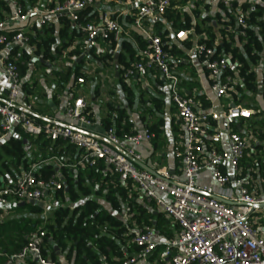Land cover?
Wrapping results in <instances>:
<instances>
[{
  "label": "built area",
  "instance_id": "2783aa9c",
  "mask_svg": "<svg viewBox=\"0 0 264 264\" xmlns=\"http://www.w3.org/2000/svg\"><path fill=\"white\" fill-rule=\"evenodd\" d=\"M8 1L12 11L0 20V61L10 80L9 91L0 102V143L14 130L20 129L32 138L43 136L51 142L63 141L76 148L79 157L69 162L55 155L33 163L16 180L0 187V213L30 200L36 205L44 203L52 191L66 185L62 168L77 171L103 164L117 174L121 183H133L139 201L154 203L173 225H178L173 237L152 225L138 227L131 239L138 251L126 254L118 262L105 261L104 264H137L139 261L145 264H264V226L254 218V213L260 209L258 205L264 204V180L261 183L249 172L243 174L242 168L251 136L229 128V147L219 149L216 143L221 135L213 128V122L221 119L233 127L239 119H250L252 110L240 104L230 106L222 113L203 109L200 102L181 86L178 61L164 48L161 37L145 24L148 19L162 18L173 3L181 0H141L132 15V25L150 44L140 50L139 61L124 68L122 74L119 72L126 81L157 71L167 82L184 136V142L174 148L180 174L171 173L167 167L152 169L146 166L138 148L143 142H151L155 135L147 125L140 129L133 118H129V122L136 132L131 135L120 136L113 127L106 129L102 137L90 133L93 117L89 116L86 97L78 88L86 82L84 76L58 96L64 101L61 120H41L23 91L25 80L15 63L17 55L12 50L16 45L20 46L19 49L23 45L29 48V36L24 25L43 27L69 18L85 37L83 48L86 50L78 58L83 56L82 60H90L92 57L87 51L99 37L110 43V52L113 51V42L120 43L126 33L120 19L104 15L96 20H82L81 12L89 7L95 8L96 0H65L54 7H47L50 0H45V5L28 7L19 0ZM207 1L233 10L236 26L231 29L232 32L237 37H247L250 28L248 12L241 9L242 3L247 0ZM15 28L19 31L9 36L8 32ZM191 34V30L181 29L176 32L175 38L185 41ZM196 49L203 57L216 98L227 97L243 81L236 73H229L233 65L231 55H216V48L208 47L204 42H200ZM82 71L89 74L85 69ZM262 89L264 91V83ZM45 163L54 164L57 171L47 179L38 177L35 172L38 166ZM227 166L231 167V174L225 172ZM208 170L212 171V183L199 182L198 176ZM129 211L130 208L126 207L122 217L128 218ZM44 236V231L35 233L5 264L27 259L38 264H58L43 257ZM1 255L3 250L0 248ZM152 256L155 258L151 259ZM103 259L106 260L105 257Z\"/></svg>",
  "mask_w": 264,
  "mask_h": 264
},
{
  "label": "trees",
  "instance_id": "16d2710c",
  "mask_svg": "<svg viewBox=\"0 0 264 264\" xmlns=\"http://www.w3.org/2000/svg\"><path fill=\"white\" fill-rule=\"evenodd\" d=\"M19 1L28 7L43 4L45 0ZM50 1L47 7H54L56 3H62L65 0ZM189 1L191 0H185L184 3ZM178 4L179 2L173 3L162 18L153 21L155 34L161 37L164 48L169 50L172 55H176V46L168 44L172 39L169 31L164 28V21L171 22L172 26L178 30H189L194 27L197 34L202 35L207 32V37L201 39L200 42L206 43L208 47H215L216 55L230 54L233 68L229 69V73L234 74L237 71L238 76L243 79L242 83L245 88L256 92L257 74L254 67L264 61V6L261 3L251 4L248 0L243 2L241 9L248 12V22L250 24L247 37H238L237 40L233 37L232 41L224 40L222 44L215 46L213 20H216L217 24L223 22L226 26L234 24V11L221 6L227 19L221 20L223 17L220 14L214 17H204L202 18V23H207V25L202 28L199 23L193 24L188 14L182 15L177 9ZM235 6H237V3ZM94 10V7H89L81 12L82 20H91ZM11 11L12 6L9 1L0 0V20L5 19ZM197 16H199V13H197ZM132 21L133 17L128 18L129 23H132ZM59 25V35L63 39L69 40L68 43L64 44V47L70 46L72 44L71 39L75 35L71 34L70 30L72 29L73 33L76 32L73 28L74 23L69 18H63ZM56 26L54 24L49 25L44 27L42 31L34 26L30 29L33 33L26 31L25 33L29 36L28 46L34 49L36 54H40L44 50L45 58L51 57L54 59L51 54V46L56 40L54 36L57 31ZM225 30L224 28L221 29L223 34L226 32ZM18 31L19 29L15 28L10 30L8 34L12 36ZM44 33L45 36L42 35ZM69 36L70 38L67 39ZM132 36V39L123 37L118 45L116 42L112 43L113 49L119 47L120 50L118 60L123 67L120 69V74H122L124 68L139 61L140 50L147 48L150 44L149 40L140 32L132 31ZM79 46L68 54L70 56H80L83 50L86 49L83 48V45L81 49L78 48ZM19 48L20 46L16 45L12 53L17 55L15 63L21 76L25 78L31 55L26 48L22 49V53L19 54ZM89 55L92 57L90 60H100L105 65L112 66L114 56L111 52L99 55L93 46L89 51ZM83 63L84 60L77 64L74 73L71 72V69L56 73L58 92H65L67 84L73 78L72 75H74V83L81 76L88 78L82 71ZM119 81L122 90L126 92L128 104L130 106L133 105L135 93L121 75L119 76ZM30 87L24 82L23 91L25 94L31 93ZM236 88L241 90L242 85H238ZM200 98L205 108L210 106L209 101L205 98ZM151 101L156 108L161 109L162 100L152 97ZM87 111L89 116L92 117L90 106ZM114 113H117V117H114ZM129 118L125 108H116L114 105H110L108 113L103 119V124L106 129L113 127L120 136L131 135L136 131L133 128L134 125L129 122ZM162 125V119L157 123L147 124L149 131L155 135L152 140L155 145L163 135ZM16 132L17 135L13 134L0 143V187L16 180L33 163L45 161L55 155L69 162H74L79 157V151L63 141L51 142L43 136L32 138L24 134L20 129H17ZM1 134L0 128V136ZM25 138L28 139L27 142H24ZM29 144H31L30 147H28ZM243 166L245 167V165ZM260 169L261 171L263 170V168ZM253 170L251 172H254ZM35 172L38 177L45 179L57 173L56 166L52 163L38 166ZM246 172V168L243 169V174ZM61 174L66 181V185L56 189L55 196L63 202H67L66 199L68 198V202L74 204V206L71 207L70 203L58 206L50 219L42 217L44 208L39 205L26 203L24 206L14 207L13 209L21 212L23 216L3 222L0 221V248L3 250V255L0 256V264H5L9 257L20 251L27 244L29 238L40 231L45 232L42 245L43 257L58 264H62L59 260L61 254H64L71 264H104L105 261L108 263L118 262L126 254L138 251L139 248L131 243V239L134 230L144 225L160 228L169 237L175 235L178 225H173L163 213L157 210L154 203L139 201L137 199L138 191L134 189L133 183L131 181L121 183L117 174L113 173L105 165L99 164L96 167L80 168L77 171L62 168ZM100 199L108 203L110 209L104 208ZM126 207L130 208L129 216L128 218H123L122 214L125 212ZM58 252H60V255H58ZM154 258L155 256L151 257V259ZM31 264L37 263L33 260Z\"/></svg>",
  "mask_w": 264,
  "mask_h": 264
},
{
  "label": "crops",
  "instance_id": "0c3cea01",
  "mask_svg": "<svg viewBox=\"0 0 264 264\" xmlns=\"http://www.w3.org/2000/svg\"><path fill=\"white\" fill-rule=\"evenodd\" d=\"M184 1L185 0L179 1L177 9L182 15L188 14L191 17L193 24H196L198 22L197 19H199V24L201 25L202 18L208 16L214 17L217 14H220L223 17L221 20L227 19V16L223 11L224 9L219 4H211L207 0H191L186 3H184ZM248 1L251 4L261 3L264 6L263 0ZM140 2L141 0H96V6L93 11L92 19H100L104 15L116 16L120 19L124 29L126 30L123 37L132 39V31L137 30L132 23L128 22V18L133 17L132 15L136 12ZM44 3L43 5L46 4ZM197 13H199V16H197ZM200 15H202V17L197 18L200 17ZM155 19H148L145 22L147 27L152 30L153 33H156L153 26V21ZM59 24L60 23L55 24L57 25V31L54 34L56 40L51 46V54L54 59L51 57L45 58L44 50H42L40 54H36L34 49L25 47L31 55V59L28 63L27 74L24 78L25 82L31 86V93L26 95L29 101L33 103L35 110L40 116V119L43 121L44 119H51L53 121L62 119L64 113V101L58 96L64 94L70 87L73 86L74 75H72L73 78L70 80L69 84H67L65 92L62 93L57 91L58 78L56 73L59 71H69L70 69L71 72L74 73L77 64L80 62L77 63L78 56H70L68 53L75 49L78 45H80L78 47L80 49L82 45L84 46V35L73 26L76 32L73 33L72 29L70 30L71 34H75L71 39L72 44L64 47V44L68 43L69 40H65V38L63 39L59 35ZM213 24L215 42L218 45L222 44L224 40L232 41L233 37H235L236 40L238 39V37L231 30L236 26V22L226 26L223 22L217 24L216 20H213ZM34 26L41 29V31L44 27H47H40L37 25L27 27L24 25L23 28L26 32L31 31L30 29ZM164 28L169 31L172 39L168 43L176 46V55L174 54L173 57L179 63L178 74L181 80V86L200 102L203 109L222 113L228 107L240 104L252 110V116L250 119H239L233 127H229L221 119L213 122V128L215 129L214 131L219 132L221 135L220 141L216 143L219 149H228L229 147V128H233L243 135L251 136V145L243 160L242 168H246L247 172L262 183V180H264V91L262 89L264 83V61H261L254 67L257 74L256 92L247 90L241 82V90L236 88L231 91L227 97L218 99L216 98L215 91L212 89L208 72L204 66L203 57L199 55L196 49L200 40L207 37V32H204L202 35L197 34L193 27L192 29H189L192 31L189 39L185 41H178L175 38V34L179 30L174 28L171 22L164 21ZM222 28L226 29L224 34L221 31ZM42 35L45 36V33ZM69 38L70 36L67 39ZM236 43L238 44V42ZM24 46L25 45L18 50L19 54L22 53ZM94 47L96 53L99 55L110 52V43L100 37L96 40ZM111 53L114 56L112 66L105 65L104 62H101L100 60H84L83 63V69L88 71L89 74L87 75L88 78L86 79V82L83 85H79L78 88L79 92L86 97L87 103L91 108L93 124L89 128L90 133L97 137H102L105 134L106 128L104 127L103 119L106 117L110 105H114L116 108H125L129 117L135 120L140 129H143L147 124L157 123L162 119L163 125L161 127L163 129V135L161 136V139L156 145L153 141L143 142L139 146L138 150L143 155L147 167L152 169L167 167L171 173L180 174V168L175 157L174 148L178 143L181 144L184 142V136L176 115L175 106L170 98L167 82L157 71L150 72L146 77H134L130 80H126L127 84L135 93L134 104L130 106L128 104L126 92L122 90L119 77L116 76V62L119 65V72L120 69L123 68L119 64V60L115 58L116 53H119L120 56L119 47L113 49ZM235 73L238 75L237 71H235ZM9 88L10 80L7 77L4 67L0 61V102L6 97ZM140 91L146 95V98L140 97V95L142 96ZM152 97L162 100L163 105L161 109L155 107L154 103L151 101ZM200 97L209 101L210 106L205 108ZM16 130H14L9 136L13 134L17 135ZM25 140L26 142L28 141L27 138H25ZM30 146L31 144H29L28 147ZM32 155L34 156V154ZM145 164L143 166H145ZM243 165H245V167ZM260 168H263V170L261 171ZM251 170L254 172H251ZM226 171L231 174V167L227 166ZM198 181L204 184L212 183V171L208 170L200 174L198 176ZM66 201H68V198ZM16 206H20V204ZM16 206H13L8 210L6 209L0 213V221L3 222L5 220L16 218L15 216L11 217V214L21 213L13 209ZM52 217L53 216L47 218L50 219ZM254 218L259 219L260 223L264 226V208L257 210L254 213ZM58 255H60V252ZM59 260L62 264H71L64 254L60 255ZM32 261L33 260L31 259H27L24 261H17L16 264H31ZM36 263L38 264L37 261ZM137 264L145 263L143 261H139Z\"/></svg>",
  "mask_w": 264,
  "mask_h": 264
},
{
  "label": "rangeland",
  "instance_id": "374dc122",
  "mask_svg": "<svg viewBox=\"0 0 264 264\" xmlns=\"http://www.w3.org/2000/svg\"><path fill=\"white\" fill-rule=\"evenodd\" d=\"M195 14V13H194ZM202 17V15H200V17H197V18H201ZM197 23H200V20L199 19H197ZM207 25V23H202L201 25H200V27H202V28H204L205 26ZM142 91H140V93H141ZM142 94V96L140 95V97H142V98H146V95L144 94V93H141ZM117 97V96H116ZM100 201L102 202V205H103V207L104 208H106V209H110V206H109V204L108 203H106L105 201H103L102 199H100ZM44 203H45V207H44V213H43V217H45V218H47V217H50V216H53V214H54V211H55V208H57L58 206H60V205H67L68 203H70V202H63V201H61V200H57L56 198H55V196H54V191H52L46 198H45V201H44ZM70 206L72 207V206H74V204H72V203H70ZM12 216H15L16 218H19V217H21V216H23L22 215V213H19V214H11V217Z\"/></svg>",
  "mask_w": 264,
  "mask_h": 264
},
{
  "label": "water",
  "instance_id": "95a60500",
  "mask_svg": "<svg viewBox=\"0 0 264 264\" xmlns=\"http://www.w3.org/2000/svg\"><path fill=\"white\" fill-rule=\"evenodd\" d=\"M89 51H90V50L87 51V54L89 53ZM89 57H91V56H89ZM118 57H119V53H116V54H115V58H116L117 60H118ZM83 58H84L83 56H81L80 58H78V59H77V63L81 62ZM116 76L119 77V65H118L117 62H116ZM25 142H26V140H25ZM233 178H234V177H232V179H233ZM1 180H2V178H1ZM29 203L34 204L35 201L30 200ZM25 204H26V202H22V203H20V206H24ZM35 204H36V203H35ZM37 204H38L40 207H44V203H43V202H39V203H37ZM258 207H259V208H264V204H260V205H258ZM56 249H57V246H56ZM58 254H59V252H58Z\"/></svg>",
  "mask_w": 264,
  "mask_h": 264
}]
</instances>
